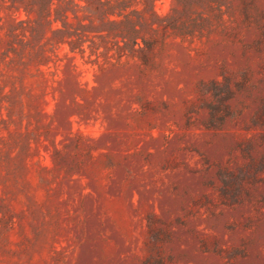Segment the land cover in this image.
<instances>
[{
	"label": "rangeland",
	"instance_id": "obj_1",
	"mask_svg": "<svg viewBox=\"0 0 264 264\" xmlns=\"http://www.w3.org/2000/svg\"><path fill=\"white\" fill-rule=\"evenodd\" d=\"M0 264H264V0H0Z\"/></svg>",
	"mask_w": 264,
	"mask_h": 264
}]
</instances>
